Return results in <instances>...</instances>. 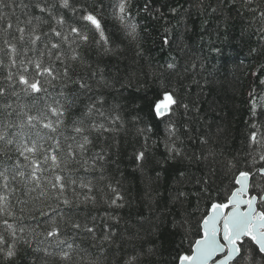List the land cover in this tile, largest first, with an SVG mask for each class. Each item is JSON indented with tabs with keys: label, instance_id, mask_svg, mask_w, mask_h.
<instances>
[{
	"label": "snow or ice",
	"instance_id": "snow-or-ice-1",
	"mask_svg": "<svg viewBox=\"0 0 264 264\" xmlns=\"http://www.w3.org/2000/svg\"><path fill=\"white\" fill-rule=\"evenodd\" d=\"M11 2L16 4V0ZM134 2L28 0L27 4H19L26 18L16 17L15 21L0 11V264H73L74 256L82 250L74 238L69 242L67 229L74 236L84 232L96 239L95 216L91 217L90 225L87 220L82 223L69 214L74 206H95L97 200L91 180L81 179L77 185L71 175L62 174L67 166H61L60 154L64 152L61 137L67 157L73 160L88 151L92 132L111 134L113 144L117 143L115 136L123 130L125 120L121 105L118 102L109 105L105 93L114 92L115 100L126 85L121 83L117 71L109 74L101 66V60L115 55L121 45L133 48L137 56L143 55L140 26L133 15ZM201 4L204 5L201 11L210 9L206 14L215 16L226 30L232 21L246 20L252 34L257 36V47L250 48L249 55L261 58L251 73L259 81V90L252 89L248 103L253 118L264 116V0H214L215 6L201 0ZM5 7V0H0V10ZM28 8L38 14L25 11ZM149 8L154 18L164 17L154 0L138 6L136 15L147 14ZM105 11L120 25L119 35L106 32L102 24ZM169 11L175 13L177 8ZM45 27L47 31L43 30ZM164 43H171L167 36ZM211 50L219 52L217 48ZM162 67L163 72H153L154 76L168 74V82L160 80L155 99L149 105L154 124L146 122L145 127L136 128L143 143L134 147L129 161L141 173L150 169L157 180L162 174L172 180L168 201L155 222H151L150 233L166 223L178 233L181 239L175 264H264V121L251 124L250 148L243 156L217 152L207 135L199 137L198 150L189 149L181 129L191 133V128L187 122L179 121L198 109L194 102L186 103L180 94L183 77L178 61L173 57ZM78 68L86 71L80 74ZM22 99L31 103H19ZM73 109L80 115L71 121L69 128L67 116ZM132 120L139 122L140 117L134 116ZM161 124L163 152L157 154L150 150L149 141L157 145L151 135L159 134ZM43 130H47L45 135H41ZM186 139L195 138L187 135ZM107 153L108 149L96 152L91 164L83 160L82 167L88 171L96 168L98 162L108 163ZM107 187L113 196L104 202L114 209L125 207L119 190L111 184ZM77 188L80 192L87 190L82 199ZM38 200L53 202L47 205L48 211L39 212L43 231H37L40 222L35 217L30 218L36 222V228L23 223L26 207ZM173 208L179 219L173 217L167 222L164 218ZM149 210L152 211L151 201ZM104 216L102 241L112 243L119 233L107 221L118 224L120 217L111 212ZM138 222L149 223L150 219L140 216ZM41 236L43 240L39 239ZM124 238L129 246H120L123 250L114 254V264H144L155 256L154 244L145 247L147 241L135 243L140 239L139 232ZM103 256L107 257L106 251ZM89 264H101V260H91Z\"/></svg>",
	"mask_w": 264,
	"mask_h": 264
},
{
	"label": "trees",
	"instance_id": "trees-1",
	"mask_svg": "<svg viewBox=\"0 0 264 264\" xmlns=\"http://www.w3.org/2000/svg\"><path fill=\"white\" fill-rule=\"evenodd\" d=\"M28 3V0H16L13 5L11 0H5L7 7L0 11L8 13L13 21L16 17L24 20L19 4ZM109 0H105L107 4ZM146 0H135L133 4V15L135 22L138 23L141 32V47L143 55L137 56L135 50L124 45L115 55L103 57L101 66L106 67V71H117L121 83L126 86L122 90L121 96H116L113 92L109 95L106 91L108 104L118 102L121 105V114L125 120V126L115 136L117 143L113 144L111 134L99 135L92 132L89 136L92 141L88 151L81 158L79 155L75 160L67 157V149L63 137L61 144L64 152L60 154L62 167L67 166L63 175H71L77 180L85 182L91 180L95 188L94 195L97 203L79 205L69 213L74 219L82 223L87 220L91 225V217H96V239L91 235L81 232L74 236L70 228L66 231L69 242L75 239V244L81 249L79 255L74 256L73 264H89V261L99 259L101 264H114V254L118 255L124 248L129 246V242L124 238L139 232L140 239L135 243H145V247L155 245L157 251L151 261L144 264H175L174 258L177 255L179 240L178 233L170 228V224L159 228L155 233H150L151 222H155L157 214L170 196L169 189L172 187V180L166 174H162L157 180L155 173L150 169H145L144 173L135 169L131 164L130 156L134 147L138 148L143 143L142 137L137 136L136 128L145 127V123L154 124L153 117L149 110V105L155 99V92L160 86V80L168 82V74L154 76L153 72H163V65L166 60L170 61L173 57L178 61L179 71L183 79L181 80L180 94L185 102H194L195 109L190 111L187 117H181L179 123L187 122L191 128V133L182 128L185 144L189 149L198 150L200 146L199 137L207 135L211 146L217 152L224 151L226 155L240 154L243 156L249 151L248 136L251 124L264 121V116L257 115L253 118L249 110V93L253 88L259 90V81L251 75L260 57L249 55V49L257 47V36L252 34L253 30L248 27L247 21L242 23L239 19L231 22L225 29V25L215 16L207 15L210 9L205 8L201 0H154L157 7L164 13L163 18H154L152 9L145 14L140 12L136 15V8L142 7ZM205 3L214 5V0H205ZM177 8L175 13L169 11L170 8ZM25 11L38 14L34 9L28 8ZM159 16V13L155 14ZM102 24L109 33L119 35L120 25L114 20L107 11L104 13ZM219 24V29L217 26ZM165 29H168L165 32ZM47 31L45 27L43 29ZM168 37L171 43L165 44L164 38ZM119 42V41H118ZM217 48L219 52L211 49ZM95 60V53L92 54ZM203 63V67L200 64ZM193 64L197 66L192 67ZM187 69V72H185ZM83 74L86 69H77ZM127 78V79H125ZM195 81V83H194ZM130 82V86H127ZM120 88V84L116 85ZM86 102V101H85ZM19 103H31V100L22 99ZM107 107V106H106ZM259 112V109H258ZM80 112L73 109L67 116L69 128L71 121L78 117ZM139 116V122H133L132 117ZM264 130V129H262ZM158 135H151L152 140L157 141L153 146L149 141L150 150L153 152H163V145L160 143L163 137V125L159 126ZM47 130H43L41 135H45ZM65 135H71L65 132ZM187 135L195 139L189 141ZM107 137V138H105ZM79 139V138H77ZM108 149L106 159L108 163L98 162L96 168L85 171L82 167L83 160H88L91 164L94 154ZM158 149V151H157ZM112 160L117 163H111ZM101 166L103 171H101ZM104 177L101 179V177ZM111 184L117 188L124 197L125 207L121 209L110 208L105 199H110L113 193L107 187ZM102 190V191H101ZM80 192V189L77 188ZM80 192L81 199L84 193ZM158 193V196L155 194ZM71 197L72 193L69 191ZM103 197V199H102ZM151 201L152 211L149 210ZM120 202V201H118ZM15 203V198H13ZM53 203L51 200L30 202L25 209V220L23 223L29 227L36 228V222L30 217H35L40 222L37 231H43V218L40 217V210L48 211L47 205ZM178 207V206H177ZM111 212L120 217L119 223L107 221L114 224L116 232L114 242L102 241L104 234V214ZM19 214V212L17 213ZM144 216L150 219L149 223L141 224L138 217ZM173 217L179 219L176 210L173 208L171 214L164 219L170 222ZM43 240L44 237H39ZM184 247H187L185 243ZM107 252V257L103 252ZM83 257V260L81 259Z\"/></svg>",
	"mask_w": 264,
	"mask_h": 264
}]
</instances>
